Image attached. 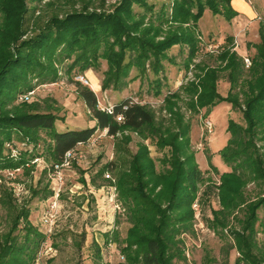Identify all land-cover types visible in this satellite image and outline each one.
Wrapping results in <instances>:
<instances>
[{
	"label": "trees",
	"instance_id": "trees-1",
	"mask_svg": "<svg viewBox=\"0 0 264 264\" xmlns=\"http://www.w3.org/2000/svg\"><path fill=\"white\" fill-rule=\"evenodd\" d=\"M43 1L0 0V170L24 168L30 175L35 166L28 168V165L36 159H45L51 168L42 174L49 173L50 178V169L63 161L64 154L79 144H87L98 131L107 129L108 136L116 138L117 158L97 171L92 184L96 188L105 186L98 184L97 179L109 182L105 178L107 172L113 173L117 180L118 200L130 228L122 240L117 231L104 237L106 243L120 244L126 261L118 264H174L176 260L185 259L183 236L195 232L193 206L197 202L202 204L205 198L220 199L222 208H213V218H205L204 223L216 230L226 228L230 226L226 222L228 216L247 204L244 188L248 183L264 185V154L258 146V142L264 140V23L259 26V42L253 45L256 54L251 59L250 69L237 51L231 52V45L225 47L216 56L218 65L200 64L197 82H190L167 95L161 108L166 116H158L148 104H137L130 99L115 105L113 114L102 112L96 94L79 83L78 97L96 125L58 131L56 123L60 117L52 105L18 101L21 95L35 89V80L38 85L54 84L60 79L59 66L68 74L83 73L89 69L99 70L103 60L108 64L103 89L113 87L123 91L132 81L129 80L132 69L145 76L149 65L156 76L161 74L163 62L169 60L168 51L176 46L188 47L185 66L189 68L199 51L195 24L208 9L229 22L238 13L232 7L233 0H174L171 18L163 3L160 17L148 19L155 11L156 4L151 2L155 0H122L111 13L90 12L89 1L88 8L67 13L62 18L53 16L28 35L27 14L31 10L28 2ZM52 5V1L47 3L48 7ZM135 6L144 10L136 12ZM169 23L177 27L166 34L163 27ZM191 23L193 27L185 26ZM161 34H166L163 41L158 40ZM230 41L233 46L234 39ZM224 78L229 85L226 96L219 90V82ZM155 83L159 96L160 79ZM220 102L228 103L234 113L241 112L244 123L229 121V141L222 157L231 171L220 174L208 154L210 166L220 175L221 184H212L200 195L204 174L190 139L192 125L182 108L192 114H199L201 110L210 113ZM119 117H123L121 122ZM126 131L150 141L163 156L154 159L144 142L132 154L127 147L130 138L118 136ZM17 142L27 148H17L19 155L15 160L11 154V157L6 154V148L16 147ZM42 181L43 178L39 183ZM83 182L86 183L84 179ZM32 196H40L39 199L45 201L53 192L47 185L42 192L33 189ZM13 198L6 187L0 186V205L7 211L9 220L8 231H0V264H37L47 237L31 221L30 207L18 205ZM262 204L264 188L260 201L250 206L251 212L245 216L242 228L230 230L239 251L235 264H261L251 250L258 234L256 209ZM80 238L77 245L82 248L87 234L84 232ZM92 246L94 264H103L100 244L94 241Z\"/></svg>",
	"mask_w": 264,
	"mask_h": 264
},
{
	"label": "rangeland",
	"instance_id": "rangeland-1",
	"mask_svg": "<svg viewBox=\"0 0 264 264\" xmlns=\"http://www.w3.org/2000/svg\"><path fill=\"white\" fill-rule=\"evenodd\" d=\"M52 1L54 5L48 7L47 3ZM90 2L89 8L87 7ZM122 0H45L43 2L29 3L30 12L27 14L28 25L30 27L29 34L35 31V28L43 26L46 20L53 16L64 17L67 13L82 11L85 7L90 12H106L111 13L120 4ZM248 4L259 10V15L252 21L258 25L264 23V0H246ZM156 4L155 11L148 15L149 18L160 17V7L163 3L166 4V11L168 17L172 16V7L174 0H155L151 1ZM135 6L136 12H141ZM148 21V20H147ZM229 21L221 16H215L209 9L204 17L196 26V34L199 38V51L193 62L186 68L188 59V47L176 46L170 51L169 60H165L164 71L156 76L149 65H147V72L145 76L140 75L136 69L130 72L129 86L123 90L118 91L113 87L104 90L103 82L105 79L104 72L108 70L106 61L101 60V67L99 70L89 69L83 73L74 71L71 74L66 73L65 68L59 66L60 79L54 84L38 85L37 81L34 94L29 103L39 102L42 105H52L58 116L56 128L58 131L80 130L94 127L96 122L90 118L84 102L78 97V84L86 86L76 80L79 74H85L89 81V87L98 97V103L101 106L117 105L124 100H132L134 102H142L148 104L152 109L156 110L158 116H166V111H162L164 100L170 92L178 91L182 86L190 82H197V74H200L198 66L200 64L215 66L216 56L227 46L231 47V52L234 50L230 39L231 28ZM157 24V23H156ZM194 24L185 25L187 28L193 27ZM177 27L176 24H165L164 33H168L171 28ZM185 27V28H186ZM247 30L246 38L242 40L239 35V48L237 52L242 57L253 58L256 50L253 45L259 42L257 38V28L253 27ZM245 33V30H243ZM166 34H161L158 38L163 41ZM236 37H233L236 40ZM26 36L24 37V39ZM209 45L218 46V52L212 53L209 51ZM250 69V68H247ZM160 79L161 86L159 96L156 95L158 86L155 81ZM96 81V82H94ZM98 82V84H97ZM229 85L226 79L219 82V90L223 96L227 95ZM184 106L183 104H181ZM182 111L186 114V119L191 123L190 139L195 152L197 163L204 174V182L200 186V195L212 184L219 186L220 175L214 172L209 163V155H211V163L218 169L220 174L231 171L226 166L222 151L228 145L229 134L227 132L230 119L239 123H244L241 112H233L231 107L226 102H220L212 107L210 113L206 110H201L199 114H192L185 107ZM205 120H211L214 123V129L211 134H205L204 125ZM104 132L98 131L93 137L94 143L89 147H80V153L84 156L82 161L74 162L65 173V185L63 192L57 202V220L53 226V233L51 239L47 240L50 249L47 250L37 264H94L95 248L92 246L93 242L100 244L102 248V262L103 264H118L126 261L124 255L120 250V244L116 242L106 243L105 234L117 231L119 238H126L127 231L130 224L126 221L125 211L118 200V190L116 188V178L113 173H105L107 181L97 179L98 184H106L100 188H96L92 184V179L97 176V171L105 166L110 161L117 158L116 152V138L103 135ZM118 136H128L130 142L128 144L129 151L134 154L138 151V145L144 142L149 146L151 156L158 160L163 156V152L150 143V141L142 140L138 134L126 131L124 134L120 133ZM16 148L21 150L26 149L23 143L16 144ZM261 152L264 154V140L258 142ZM6 154H11V148H6ZM126 156H129L128 154ZM11 157V155H10ZM17 160L18 156L12 157ZM158 168L161 169L160 163L157 162ZM35 166L30 175H27L26 170L19 169H4L0 170V186L6 187L12 194L13 199L18 205L27 204L31 209V221L35 226L40 228L47 237L48 228L43 223V216L51 207L53 198L48 200H40V196L35 198L32 196L33 189H39L40 192L48 185L53 192L55 183L49 178V173L44 176L42 173L51 168V164L47 163L45 159L40 162L28 165V168ZM81 171L86 174L82 176ZM9 173H13L14 177L10 178ZM107 176H110L109 178ZM43 178L42 183H39ZM83 179L86 183L83 182ZM21 188V189H19ZM264 185L262 183L249 182L245 189V196L247 204L237 209L236 212L228 216L230 226L226 228L219 227L218 230L207 226L204 223L205 218L212 219L211 210L221 209L220 199L213 197L211 201L203 199L202 204L197 202L193 208L196 210L194 220V234L184 235V254L185 259L176 260L174 264H235L236 258L239 257L234 239L230 236V230L242 228V222L245 216L251 212V207L260 201L263 195ZM22 190V191H20ZM20 191V192H19ZM115 196V197H114ZM120 205L121 210L115 208V204ZM250 204V205H249ZM250 207V208H249ZM256 214L259 219L256 230L257 241L252 247V255L261 263L264 264V204L256 209ZM119 222V224H117ZM0 231L5 233L8 231L9 220L7 219V211L0 205ZM87 234L85 243L82 248L77 245L81 242L83 233Z\"/></svg>",
	"mask_w": 264,
	"mask_h": 264
},
{
	"label": "built area",
	"instance_id": "built-area-1",
	"mask_svg": "<svg viewBox=\"0 0 264 264\" xmlns=\"http://www.w3.org/2000/svg\"><path fill=\"white\" fill-rule=\"evenodd\" d=\"M238 36L236 37V40H234V50L237 51L240 45V42L238 40ZM209 51H211L212 53H217L219 47L218 46H213V45H209ZM244 62H245V66L246 68H250L252 66V60L251 58L245 56L243 57ZM76 80L83 83L86 86H90V81L88 79V77L85 74H79L76 76ZM34 92H29L27 94H23L19 97V102L20 103H29L32 99ZM134 102V101H133ZM137 104H142V102H134ZM144 104V103H143ZM142 104V105H143ZM98 107L99 110H101L102 112H106L108 114H113L114 110H115V106L113 105H107L106 107L101 106V104L98 103ZM123 120V117H119L118 121L121 122ZM214 129V123L211 120H205V125H204V133L205 134H211L213 132ZM105 136H108V130H104ZM93 139V138H92ZM94 140H91L90 142H88L87 144H79L77 148L68 151L66 154H64V159L60 164H56L52 169H50V178L54 181L55 183V188H53L54 190V195L52 196L53 198V203L51 205V207H49V209L46 211V213L43 216V223L45 224V226L48 228L47 233V240H50L51 238V234L53 233V226L54 224H56V220H57V202L60 198V194L63 192V188L65 185V171L66 169H68L74 162H80L82 161V159L84 158V156L80 153V147H89L91 144L93 145ZM8 147L11 148V155L12 157H16L19 155L18 149L15 146H11L9 145ZM41 159H36L33 163H37L40 162ZM20 171V170H17ZM10 178L14 177L13 173H9ZM108 178L110 176H107ZM21 189V188H19ZM22 191V190H20ZM19 191V192H20ZM115 197V196H114ZM115 204V208L118 210H121L120 205H118L117 203ZM45 233V232H44ZM50 249L49 245H48V241H46L43 245L42 248L40 250L39 253V258L40 259L44 254H46L47 250Z\"/></svg>",
	"mask_w": 264,
	"mask_h": 264
},
{
	"label": "crops",
	"instance_id": "crops-1",
	"mask_svg": "<svg viewBox=\"0 0 264 264\" xmlns=\"http://www.w3.org/2000/svg\"><path fill=\"white\" fill-rule=\"evenodd\" d=\"M232 7L238 13V15L229 23L232 38L235 36L239 37V35H241L242 40L245 39L247 34L246 29L251 30L253 27L257 28L258 38V30L260 25L252 20L258 17L260 11L257 10V8H254L252 5L248 4L246 0H233ZM243 30H245L244 34H242L244 32ZM103 135H105V133H103Z\"/></svg>",
	"mask_w": 264,
	"mask_h": 264
}]
</instances>
